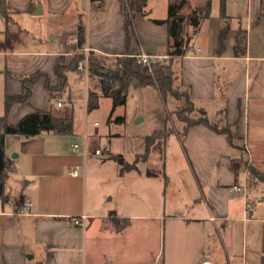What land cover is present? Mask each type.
<instances>
[{"label":"crops","instance_id":"obj_1","mask_svg":"<svg viewBox=\"0 0 264 264\" xmlns=\"http://www.w3.org/2000/svg\"><path fill=\"white\" fill-rule=\"evenodd\" d=\"M3 2L5 8L0 9V116L5 112L6 98L22 93L20 78L39 72L49 77L52 86L56 85L55 68L59 58L67 64L78 53L93 52L113 58L135 57L141 52L168 55V25L153 22L166 18L153 17L147 1L143 7L147 15L135 12L129 29L119 0ZM245 4L246 20L230 16L225 23L231 25L225 28L217 22L208 24L209 18L205 19L192 34L184 55L171 58L175 77L190 93L195 111L200 116L204 113L218 126H229L235 134L230 143L224 134L203 124L188 130L182 147L194 177L195 193L182 208L191 210L164 218L157 210V201L152 203L151 191L149 186L145 189L144 183L135 188L128 183L130 202L125 211L100 201L96 193L90 198L87 157H97L91 155L100 149L88 152V141L102 134L113 135L111 125L119 107L108 117L107 128L102 131L103 120H93L91 114L103 101H110L112 110V100L101 96L96 109L87 108L89 91L100 93L98 82L77 69L68 71L65 91L59 98L52 99L45 79L40 78L27 104L12 105L9 124L17 125L36 110H51L61 117L72 114L73 133L6 136L4 195L8 198L6 202L0 198V264H167L164 252L161 253L159 235L167 219L191 229L183 231L182 249L187 244L192 245L185 235L214 229L224 248L226 264H264V194L261 189L264 182L255 183L248 174L250 164L264 172V45L254 52L251 42L245 49L240 45L244 32L264 34V0H238L240 7ZM187 7L190 12L194 7L191 1ZM185 8L181 13L188 15ZM12 20L18 28H11ZM80 24L86 30L82 46L71 42L78 38ZM8 28L18 30L20 35L24 32L27 37L30 34L38 37L9 40L2 37ZM184 30L194 32L189 24ZM222 30L227 36L221 48ZM251 104L252 112L249 111ZM118 117L124 120L117 122L125 121L124 117ZM251 117L255 118L256 129L252 148L248 134ZM76 144L80 145L78 152L74 149ZM76 166L81 167L80 174L72 176L71 171ZM146 175L158 177L154 173ZM126 181L127 176L121 171L112 176L97 175L92 184L100 191V183L104 188L109 185V190L110 182ZM234 186L242 191H231ZM257 199L263 201L259 208ZM25 200L33 202L30 215L18 214ZM194 209L196 213L192 212ZM73 216L82 218L84 225H73L70 221ZM126 219L129 225L117 230L116 220ZM152 227L156 228V236L159 231L156 248L149 241L147 252H133L129 240L132 232ZM189 260H185V264ZM202 264L210 263L204 260Z\"/></svg>","mask_w":264,"mask_h":264},{"label":"rangeland","instance_id":"obj_2","mask_svg":"<svg viewBox=\"0 0 264 264\" xmlns=\"http://www.w3.org/2000/svg\"><path fill=\"white\" fill-rule=\"evenodd\" d=\"M146 1L147 8L153 17L167 18L169 3L174 0ZM188 1H191L195 7L205 5L207 0ZM186 12H189V7L185 8ZM230 16L240 17L246 20V4L240 7L238 0H226L225 11L223 13L221 0H211L208 24H215L217 22L226 28L231 25L230 22L225 23V21L230 19ZM254 21L256 22V20ZM15 23L13 20L10 21L11 28H18ZM187 24L185 22L183 25L184 32H182V38L184 42H187L193 34V32H185L184 29ZM5 36L9 40L10 38L13 40L18 37H22L24 40H30L32 36L38 37L35 34H30L27 37L24 32L20 35L18 30L15 31V29L9 28L7 32L2 33V37ZM196 40L195 38L194 42ZM198 40H201V37ZM250 42L253 52L255 48H263V32H252V34L250 32H244L240 37L241 47L245 49L246 44L249 45ZM135 68L140 72L150 74L142 68L136 67V65ZM174 87L177 97L180 98L179 100L170 96H163L153 86L143 87L135 79L131 81L126 104L120 106L114 114V123L111 125L113 135L108 137L102 134V137L91 138L88 141V152H93L97 148L103 152L101 156L95 158L87 157L89 158V165L87 166V176L89 175L87 190L90 198L93 199L96 193L97 199L100 201L106 202L109 206L116 207V209L118 207L120 210L125 211L129 208V204L127 203L130 202L128 192L131 190H129L128 183L133 184L134 188L144 183L146 184L145 189H148L149 186L152 194V203L157 201V210L164 218L169 215H178L191 210V208L186 209L185 207L183 209L182 205L194 195L195 181L191 167L187 161L185 150L182 147V140L176 133V131L178 133L182 131L184 125L175 115V111L179 107H186V102L183 97H185L188 90L179 84L176 77ZM108 102L110 101H103L100 107L92 111L91 114V119L103 120L102 131L104 128H107L106 120L110 117L109 114L111 113ZM253 109L254 107L251 104L249 111L252 112ZM189 115L192 118L200 117L197 111ZM118 116L124 117L125 121L123 123L117 122L116 119ZM254 121L255 118L251 117L248 131L251 148L254 146L256 135V129L253 126ZM219 127L229 128L233 138L235 137V134L229 126L220 125ZM156 131L157 138L161 137L164 133H168V135L166 138L158 139L150 152L146 154L147 137ZM90 168L92 169L90 170ZM121 171L126 174L128 182L118 184L110 182L111 186L109 190H107L109 185H106L104 188L100 183V191L95 190L93 184L97 175L112 176L116 172ZM149 172L157 174L158 177L148 178L146 174ZM253 181L255 183H261L259 180ZM261 184V189H263L264 194V183ZM0 198H2L1 195ZM7 198L5 194V198H2V200L6 202ZM237 202L239 203L241 200ZM261 202L263 201L256 200L258 208L262 206ZM196 210L194 209L192 212L196 213ZM184 230L191 231V229H184L181 223L172 219H167L166 226L162 223L160 233L159 231L158 233L161 236V253L164 252L167 264H185V260L187 259H190L187 264H202L204 260H207L210 264L227 263L224 248L218 233L214 229H210L208 232L206 230L196 231L195 234V231L190 232V237L189 235H185L188 236L189 243L191 242L192 245L187 244L188 246H184L185 249H182L183 245L181 243H183ZM158 233L156 236V228L153 227L151 230H148V228L136 229L129 237L132 251L136 253L147 252L149 250V241L151 246L155 247Z\"/></svg>","mask_w":264,"mask_h":264},{"label":"trees","instance_id":"obj_3","mask_svg":"<svg viewBox=\"0 0 264 264\" xmlns=\"http://www.w3.org/2000/svg\"><path fill=\"white\" fill-rule=\"evenodd\" d=\"M125 17L126 28L133 25L132 16L135 12H140L144 15L147 13L143 7L145 2L142 0H119ZM226 0H221L222 12L225 11ZM189 6L188 0H174L169 3L168 17L164 20H153L156 24H167L169 28L170 42L167 53L173 57L182 56L185 53V48L188 45L190 38L184 42L182 38L183 25L187 22L193 28L195 34L203 21L210 17L211 0H207L205 5L191 8L188 15L181 13L182 9ZM226 32L222 30L220 34V47L222 48L226 39ZM86 30L83 25L78 26V41L82 46L85 43ZM84 53L75 54L69 63H65L63 58H59L55 68L57 77L56 85L50 84L49 77L46 74L35 73L21 79L22 93L18 96H8L5 102V112L0 116V195L4 199V186L6 177V152L5 139L8 135H22L26 137H35L44 133L55 135H70L73 133V117L57 116L51 110L43 111L36 110L35 112L25 116L17 125H11L8 122V114L10 108L15 103L27 104L32 94L33 86L40 78L45 79V86L51 92L52 99L59 98L67 87V72L76 70L81 60L85 58ZM136 60L131 56L124 57H108L90 52L88 54V71L92 81L99 84L100 93L90 90L88 93V110H94L99 105L101 96L112 100V117L117 107L126 104L128 92L133 79L138 81V84L146 87L153 86L157 88L163 96H170L179 100L174 87L175 70L174 61L169 60L168 64L157 65L153 68V74L140 72L135 68ZM186 102V107H179L175 111L177 119L183 123V130L179 132L182 142L188 133V130L199 124L209 127L211 130L224 134L230 143L233 140L232 133L229 128H220L217 124L208 120L206 115L202 113L199 118H192L189 114L195 111V106L191 100L190 93L187 92L183 97ZM118 117L116 121H123ZM157 131L147 137L146 154L150 152L155 142L158 139L166 138L168 133H164L161 137H156ZM149 175L153 173L149 172ZM248 174L250 179L264 182V172L260 171L254 165L248 166ZM129 225V220H116L115 227L121 231Z\"/></svg>","mask_w":264,"mask_h":264},{"label":"built area","instance_id":"obj_4","mask_svg":"<svg viewBox=\"0 0 264 264\" xmlns=\"http://www.w3.org/2000/svg\"><path fill=\"white\" fill-rule=\"evenodd\" d=\"M72 43L74 44H78V38H73L71 40ZM87 53L89 52L88 49H86ZM136 60V65H138L140 68H142L143 70L147 71L150 74H153V68L157 65H165L169 62V60L172 58V56L170 55H155V54H149L146 52H141L140 54L136 55L135 57ZM77 70L84 73L86 76L89 75V71H88V54H86L85 58L83 60H81L78 64ZM60 105V104H59ZM87 137V136H86ZM74 149L75 151H79L80 150V145L76 144L74 145ZM101 151L100 150H96L91 156L95 157V156H99L101 155ZM84 155H88L86 152H84ZM80 170L81 167L80 166H76L72 171H71V175L72 176H78L80 174ZM231 191L233 192H240L242 191V188L234 186L233 188H231ZM33 208V202L30 200H25L22 202L20 209L18 211V214L20 215H30L31 210ZM82 218L80 217H71L70 221L73 225L76 226H83L84 223L81 220Z\"/></svg>","mask_w":264,"mask_h":264},{"label":"water","instance_id":"obj_5","mask_svg":"<svg viewBox=\"0 0 264 264\" xmlns=\"http://www.w3.org/2000/svg\"><path fill=\"white\" fill-rule=\"evenodd\" d=\"M143 2H146V0H142ZM1 6H0V9H4L5 8V4L3 2V0H1ZM37 13H40V12H37Z\"/></svg>","mask_w":264,"mask_h":264}]
</instances>
